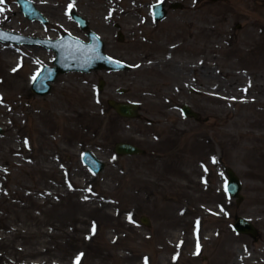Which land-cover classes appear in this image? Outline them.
I'll list each match as a JSON object with an SVG mask.
<instances>
[{
    "label": "rangeland",
    "instance_id": "rangeland-1",
    "mask_svg": "<svg viewBox=\"0 0 264 264\" xmlns=\"http://www.w3.org/2000/svg\"><path fill=\"white\" fill-rule=\"evenodd\" d=\"M35 1L48 25L4 0L0 26L86 38L68 15L72 3L106 51L133 67L63 73L41 96L32 77L54 52L0 42V264H264V56L261 73L244 57L264 0H179L184 9L156 26L147 10L156 0ZM216 17L226 22L221 32L193 29ZM231 32L235 46L218 50ZM113 97L140 101L139 118L118 117L106 106ZM199 102L207 121L180 115L182 103ZM117 140L146 153L116 156ZM85 149L106 162L99 174L81 162ZM228 166L242 180L240 204L224 189ZM238 215L258 227V240L232 229Z\"/></svg>",
    "mask_w": 264,
    "mask_h": 264
},
{
    "label": "water",
    "instance_id": "water-1",
    "mask_svg": "<svg viewBox=\"0 0 264 264\" xmlns=\"http://www.w3.org/2000/svg\"><path fill=\"white\" fill-rule=\"evenodd\" d=\"M21 7L25 6L26 16L29 18H38L43 23L47 22L44 15L35 8L33 2L30 0H17ZM163 4H155L156 9L159 11L157 16L162 19L165 16V12L162 8ZM72 17L76 20L82 29L88 28V21L81 14L75 11L71 12ZM122 35L121 32L118 33ZM87 35L89 42H84L80 38L73 37L71 34H64L60 39L51 40L44 38L26 37L21 34L5 31L0 29V39L12 42H26V43H39L45 45L47 48H53L56 52V57L53 60L54 66L45 65L39 74L32 82V90L38 94H46L49 92L51 84L59 73H63L70 70H80L84 72L91 71L93 69L107 68L111 70L128 69L130 65L112 58L104 53L103 42L100 37L92 30H88ZM104 81L100 79L98 89H102ZM124 88H119L118 92H124ZM108 103L112 106L118 114L125 117H136L138 115L139 104L136 102H122L114 99H109ZM183 112L186 115L195 116V113L190 109L188 105H183ZM3 129L0 126V134ZM116 151L118 154H140L144 150L137 145L128 142H118L116 144ZM82 160L88 165L91 171L98 173L104 167V162L97 159L96 156L89 150H85ZM228 181L226 183V190L232 196L237 198L239 203L243 196L240 194L241 181L235 172L231 169H227ZM144 224H149L148 219L141 218ZM237 232L249 233L253 236L257 235V230L254 225L245 217H238L233 225Z\"/></svg>",
    "mask_w": 264,
    "mask_h": 264
},
{
    "label": "flooded vegetation",
    "instance_id": "flooded-vegetation-1",
    "mask_svg": "<svg viewBox=\"0 0 264 264\" xmlns=\"http://www.w3.org/2000/svg\"><path fill=\"white\" fill-rule=\"evenodd\" d=\"M213 1V0H211ZM218 1V0H217ZM216 2V1H213ZM199 3V1H194V4ZM173 2L169 1L165 3L166 8L168 9L166 12V17L170 16L171 14L175 15L173 12H180L181 10L184 9L183 6L178 7V8H174L172 7ZM178 14H176L177 16ZM179 16V15H178ZM217 17L214 19V22H211L209 24H198L196 27L194 26L193 29L197 31H199V33H204L206 36H211V34L218 32L221 30L222 28H224L226 22L221 23L217 22ZM260 20V21H259ZM148 22L153 24V26H156L158 24L159 21H156L153 19L152 13L149 10L148 12ZM253 26V29L251 30L252 32H250L248 34V39L250 42H248L246 44L247 46V50L246 53L244 52V57L246 58L247 63L250 62L249 60H251L254 64L249 63L250 67L256 68V70L258 71V73H261L263 71V69L259 70V68L261 67V61L263 59L264 56V17L261 19L256 20L254 23H252V25L249 27L251 28ZM219 27V28H218ZM244 28V25L241 22H236L234 24V30H242ZM158 30V27H157ZM220 31V32H221ZM257 31V32H255ZM254 33V34H253ZM220 34H224L225 33H220ZM235 35L238 37L236 32H231L229 35H225L226 39H224V43L222 44L223 47H221V45L215 44L217 45L216 48L219 49H223V48H232L233 46H235V44H233V40L235 39ZM195 38H196V34H194ZM203 46V45H202ZM201 44L197 43L196 46L194 47L195 52L197 54H199L200 49L202 48ZM236 50H233L232 52L234 53ZM242 53V52H241ZM255 59V61H254ZM245 60V59H244ZM257 63V64H256ZM258 67V68H257ZM260 77V76H259ZM198 77H196V93L199 94L201 92V88H200V81H197ZM200 79V76H199ZM200 91V92H199ZM193 109L197 112V117H196V121L197 122H202V121H207L210 118V115H205L203 113V107L200 106V102L197 103L196 106H192ZM166 109H170V106L167 107ZM147 136V135H146Z\"/></svg>",
    "mask_w": 264,
    "mask_h": 264
},
{
    "label": "bare ground",
    "instance_id": "bare-ground-1",
    "mask_svg": "<svg viewBox=\"0 0 264 264\" xmlns=\"http://www.w3.org/2000/svg\"><path fill=\"white\" fill-rule=\"evenodd\" d=\"M195 68H196V67H195ZM14 70H16V69L10 70V71H8V73L13 72ZM15 73H16V72H15ZM21 86H22L21 82L16 81V82H15V85H14V89L17 90V89L21 88ZM1 99H4V94L1 95ZM20 114L23 115V113H20ZM257 127L262 128V124L258 125Z\"/></svg>",
    "mask_w": 264,
    "mask_h": 264
},
{
    "label": "snow or ice",
    "instance_id": "snow-or-ice-1",
    "mask_svg": "<svg viewBox=\"0 0 264 264\" xmlns=\"http://www.w3.org/2000/svg\"><path fill=\"white\" fill-rule=\"evenodd\" d=\"M3 2L4 0H0V4H2ZM72 6H73L72 3L68 5L69 10H71ZM0 11H3V9H0ZM33 79H35V77H33Z\"/></svg>",
    "mask_w": 264,
    "mask_h": 264
}]
</instances>
